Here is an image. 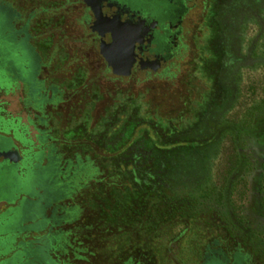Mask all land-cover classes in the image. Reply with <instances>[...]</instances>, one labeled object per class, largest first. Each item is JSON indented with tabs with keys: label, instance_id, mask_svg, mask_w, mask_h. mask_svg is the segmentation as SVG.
Listing matches in <instances>:
<instances>
[{
	"label": "flooded vegetation",
	"instance_id": "flooded-vegetation-1",
	"mask_svg": "<svg viewBox=\"0 0 264 264\" xmlns=\"http://www.w3.org/2000/svg\"><path fill=\"white\" fill-rule=\"evenodd\" d=\"M0 27L19 263L108 233V264H264V0H0Z\"/></svg>",
	"mask_w": 264,
	"mask_h": 264
},
{
	"label": "rangeland",
	"instance_id": "rangeland-1",
	"mask_svg": "<svg viewBox=\"0 0 264 264\" xmlns=\"http://www.w3.org/2000/svg\"><path fill=\"white\" fill-rule=\"evenodd\" d=\"M2 36H3V30L0 27V37H2ZM27 61H28V58H25L24 62L27 63ZM0 83H2L5 86H8V87H10L13 83V80L10 78V72L7 68L0 67ZM17 99H18V96H14V97L13 96H0L1 103L2 102H8V110L12 111L14 115H16L17 111H19ZM0 122H2V124L5 127L8 125V122L6 120H4V118H2V117H0ZM201 181H202V179H200L199 181H192L193 183L190 184V186H192V190H193L192 193H196L197 183H199ZM129 193H130V190L128 187H126V189L124 191H122V194L125 196V199L126 198L128 199ZM115 197L117 198V195ZM1 220H3V219H1ZM1 227H0V248L4 246L5 238H7V239L11 238L10 236L9 237H3L8 231L5 227L4 228H1ZM23 233L25 234L24 239L27 241V238L30 239L33 236H35L37 231L33 230V229H27V230H24ZM108 235H109L108 233L96 234V238H95V242H94L92 250L89 253H85L83 255H80V259L78 261H76L75 263H73V261L70 257H65L62 259V261H65L66 264H108L109 263V247L107 246V244L109 245V243H106V240L109 238ZM19 240H21V238H19ZM153 241H154V239H153ZM153 241L151 240V242L149 241L147 244H150L152 246L156 245L155 244L156 242H153ZM133 243H134L133 249H135L138 246L143 245V240H141L139 243H137L135 240H133ZM134 245H136V247H134ZM95 250H97V252H99V257H96V256L92 257L89 255V254L97 255V254H95ZM145 250L149 251V248H147ZM3 255H4V253L0 252V258ZM149 256H150V254H149ZM179 261H181V260H179ZM168 264H172V263L168 262Z\"/></svg>",
	"mask_w": 264,
	"mask_h": 264
},
{
	"label": "trees",
	"instance_id": "trees-1",
	"mask_svg": "<svg viewBox=\"0 0 264 264\" xmlns=\"http://www.w3.org/2000/svg\"><path fill=\"white\" fill-rule=\"evenodd\" d=\"M4 227L8 232L3 237L10 236L11 238H5L4 246L0 248V252L4 253V255L1 257V264H22L19 262L27 260L25 258L24 250H26V246L28 245V242L24 239V229L19 227L17 224L2 226L1 228ZM19 238H21V240H19Z\"/></svg>",
	"mask_w": 264,
	"mask_h": 264
},
{
	"label": "water",
	"instance_id": "water-1",
	"mask_svg": "<svg viewBox=\"0 0 264 264\" xmlns=\"http://www.w3.org/2000/svg\"><path fill=\"white\" fill-rule=\"evenodd\" d=\"M108 27H109V26H108ZM108 27H106V28H108ZM108 29H109V28H108ZM108 29H107V30H108ZM106 34H107V33H106ZM128 67H129V66H128Z\"/></svg>",
	"mask_w": 264,
	"mask_h": 264
},
{
	"label": "crops",
	"instance_id": "crops-1",
	"mask_svg": "<svg viewBox=\"0 0 264 264\" xmlns=\"http://www.w3.org/2000/svg\"><path fill=\"white\" fill-rule=\"evenodd\" d=\"M0 261H2V258H0Z\"/></svg>",
	"mask_w": 264,
	"mask_h": 264
}]
</instances>
